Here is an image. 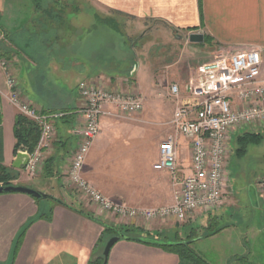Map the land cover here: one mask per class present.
<instances>
[{
    "label": "crops",
    "instance_id": "obj_1",
    "mask_svg": "<svg viewBox=\"0 0 264 264\" xmlns=\"http://www.w3.org/2000/svg\"><path fill=\"white\" fill-rule=\"evenodd\" d=\"M98 18L106 25L133 22L145 32L151 26L162 27L160 32L167 43L176 33L186 37L203 34L218 50L216 54L257 50L264 74V0H0V35L5 40L0 42V56L16 58L14 74L27 101L43 112L69 115L56 123V140L44 151L46 165L41 176L27 178L23 185L63 204L46 201L47 216L25 232L13 264H93L102 259L106 243L122 227L139 229L142 235L166 236L187 234L198 225V220L190 229L159 221L123 220L97 204L86 205L66 185L71 156L79 141L73 130L82 120L78 90L82 82L107 91L141 95L145 100L144 110L128 119L113 109H108L110 116L101 119L100 134L84 167V175L95 189L132 208L172 205L177 188L170 174L153 169L160 144L169 137L177 139L180 170L185 174L191 170V146L171 127L174 106L163 101L175 100L171 96L174 84L180 86V100H191L185 81H160L154 77L159 68L142 62L137 70H126L130 75L98 67L88 48L84 52L78 42L73 48L75 36L69 29L72 25H94ZM7 94L6 74L0 64L3 166L22 173L25 168L16 170L13 166L18 156L14 153L18 111ZM251 128L239 130L232 139ZM253 188L255 194L246 190L243 203L230 180L226 203L211 216L218 220V237L234 238L238 223L232 218L233 212L250 208L254 213L255 219L244 233L246 240L224 243L229 250L223 253L227 264H237L235 260L244 256L254 264H264V200L257 193L256 180ZM36 201L24 194L0 195V264L7 262L18 231L39 214L41 205ZM107 264H180V259L159 247L121 239L113 246Z\"/></svg>",
    "mask_w": 264,
    "mask_h": 264
},
{
    "label": "built area",
    "instance_id": "obj_2",
    "mask_svg": "<svg viewBox=\"0 0 264 264\" xmlns=\"http://www.w3.org/2000/svg\"><path fill=\"white\" fill-rule=\"evenodd\" d=\"M190 34L187 36L189 39ZM6 74L7 98L18 114L36 123L41 131L37 149L27 154L25 170L35 175L42 169L44 151L56 140V123L66 112H43L24 100L17 79L11 74L9 62L0 61ZM263 59L257 50L221 53L199 66L196 78L186 84L191 100H180V86H171L176 101L170 125L191 146V170L185 174L178 165V142L175 137L164 140L159 147L155 171L170 174L177 188L172 205L156 208H132L117 203L95 189L84 175L88 154L100 134L101 119L110 116L108 109L130 117L144 110L141 95L112 92L94 83L82 82L79 97L82 120L73 133L78 138L71 156L67 183L80 195L100 206L108 214L121 219L146 222H194L198 213L214 214L227 200L230 188L229 162L232 138L244 127L264 125ZM257 192L264 200V175L256 179Z\"/></svg>",
    "mask_w": 264,
    "mask_h": 264
},
{
    "label": "rangeland",
    "instance_id": "obj_3",
    "mask_svg": "<svg viewBox=\"0 0 264 264\" xmlns=\"http://www.w3.org/2000/svg\"><path fill=\"white\" fill-rule=\"evenodd\" d=\"M96 21V24L91 26H70L69 29L71 30L72 35L75 36L73 37L75 40L73 48L75 47L76 42H78L77 45H79L81 50H84L85 52V49L88 48L90 53L93 52V58L96 63H98V67H102V65L104 66L102 68L117 67L120 69L118 70L119 74L123 73L130 75L131 72H127L126 70H129V68L131 70H137L140 62H142L144 65L151 64L156 65L159 68L158 73H155L154 77H160V81L169 79L174 81L176 79L180 81L183 80L188 84L193 78H196L199 66L213 61L218 55V53L216 54L218 50L210 46L209 43H205V41L200 44L191 43L186 35L181 33L173 34L170 38V43H167L168 39L165 38L164 33L160 32L162 31V27L151 26L150 29L145 32L142 31V29H139L140 26H135L133 22L129 21H127L125 25L101 24V19L99 18L96 19ZM112 26L115 29H113ZM0 37L3 39L2 35H0ZM179 37L181 39H179ZM4 41L5 40L3 39L0 42ZM22 58L25 59V57ZM1 59L9 61L11 74L18 81L13 70L17 63L16 58H14V56L9 58L4 56L1 57L0 60ZM21 91L24 100H27L23 94L24 90L21 89ZM163 101L174 106L175 111V100ZM250 127L257 129L254 130L251 128L249 132L262 134L264 140V125H254ZM250 127H244L243 129ZM235 139L236 138H234V140L232 139L231 148L236 150L237 143L235 142ZM233 149H231L232 152L230 153L231 158L228 168L230 180L234 192H239L241 194L237 195V199H240L241 202L245 203V198L243 197L247 193L246 190H250L252 194H255L253 182L258 176L264 175V141L260 146L250 147L248 153L242 157L235 155L236 152ZM42 164V169L35 175H30L27 170H24L22 173L19 172L18 176L21 178L18 177L17 180L12 182V185H26L25 183L28 182V179L36 180L41 176L46 162L43 160ZM67 175L68 174H66V178ZM66 185L77 195L78 192L74 190L69 183L66 182ZM77 196H79V194ZM79 197L86 205L92 204V202L83 195H80ZM36 203L39 205L38 201H36ZM232 215V218L238 223L237 228L233 230L234 238H226V235L218 237V234L206 237V229L210 225V222H212L211 216H213V214L198 213L195 215L196 219L194 223L198 220V225H195L196 235L200 236V238L191 245V248L209 264H227L223 253L229 250L225 249L224 243L230 242L231 239L232 241L234 240V242L236 240L237 242L241 240L244 242V239L246 240V238H244L246 227L251 219H255L254 213H252L250 208H243V211L241 212L235 211ZM243 215L245 218H242ZM202 218L204 219L201 223L200 220ZM258 219L259 217L257 216V220ZM131 220L132 219H128V221ZM164 223H173L176 227L182 226L189 229L191 225H194V223L190 221L184 224L171 221ZM212 226L214 229L218 228V221H216L214 225L212 224ZM188 232H190V230H188ZM140 234L142 235L141 232ZM184 235L186 234L181 232L179 239H187ZM166 236L171 237V239L174 240L172 237L173 235L166 234ZM159 237L163 238L165 236L161 235ZM251 238L252 237H250V239Z\"/></svg>",
    "mask_w": 264,
    "mask_h": 264
},
{
    "label": "trees",
    "instance_id": "obj_4",
    "mask_svg": "<svg viewBox=\"0 0 264 264\" xmlns=\"http://www.w3.org/2000/svg\"><path fill=\"white\" fill-rule=\"evenodd\" d=\"M113 27V26H112ZM113 29H115L113 27ZM209 39H205V43H209ZM3 56H0V58ZM106 70L112 72H118L120 70L117 67H109L105 68ZM67 115L63 118H67ZM2 122H3V115L1 111V96H0V186H11L12 182L18 179V171H13L11 169L6 168L3 166V129H2ZM14 136H15V147L14 153L19 154V151H28L30 153L34 152L39 144L41 131L39 126L25 118L24 116L17 115L15 124H14ZM263 135L260 133L254 132H245L244 134L238 136L235 139L237 143L236 155L237 156H245L248 153L250 147L260 146L263 143ZM56 203L63 204L59 200H55L52 198ZM38 201V200H37ZM39 202V201H38ZM40 203V202H39ZM41 210V209H40ZM43 217L47 216V208H45ZM210 225L206 229L207 235L214 236L220 232V229L213 228L212 224L214 225L218 220H211ZM212 223V224H211ZM113 231V229L111 228ZM120 235H124L125 240L136 241L139 243H143L145 245L159 247L169 253L176 254L180 259V264H209L207 263L200 255H198L192 248L191 245L200 238V236L196 235V228L190 229V232L185 235L187 239H179L180 233L173 234L174 240L171 237L165 236L160 238L158 236H153L151 234L148 235H141L139 229L135 228H121L119 231ZM116 231V233H118ZM104 258L98 262L93 264H103ZM237 264H254L249 260L248 256L240 257L235 260Z\"/></svg>",
    "mask_w": 264,
    "mask_h": 264
},
{
    "label": "water",
    "instance_id": "obj_5",
    "mask_svg": "<svg viewBox=\"0 0 264 264\" xmlns=\"http://www.w3.org/2000/svg\"><path fill=\"white\" fill-rule=\"evenodd\" d=\"M189 41L191 43L200 44V43H204L205 37L203 34L194 33V34H190ZM28 161H29V157L27 154L19 153L13 166L16 170H22L23 168L27 167ZM3 194H24V195H28V196L34 198L35 200H38L40 202V205H41V210H40L39 214L35 218L28 221L24 226H22V228L18 231V233L16 234V236L13 240L12 247L10 250V254H9V257H8V260L6 263V264H13L15 256H16V251H17V248H18V245H19L21 238L23 237L25 232L34 223H36L38 220H40L42 218V215H43L44 210H45V203L47 200L52 199V198L43 192H40L38 190L29 188V187H26L23 185L0 186V195H3ZM117 234H118L117 236H114L111 239H109V241L105 245V248L103 251V258H104L103 264H107L108 257L110 255V252H111L113 246L116 243H118L122 238H124V235H120L119 232Z\"/></svg>",
    "mask_w": 264,
    "mask_h": 264
}]
</instances>
